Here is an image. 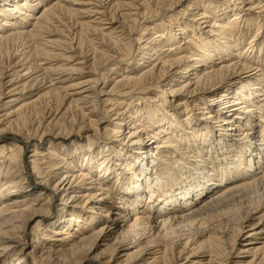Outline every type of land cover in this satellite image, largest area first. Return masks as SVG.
<instances>
[{"label":"bare ground","instance_id":"1","mask_svg":"<svg viewBox=\"0 0 264 264\" xmlns=\"http://www.w3.org/2000/svg\"><path fill=\"white\" fill-rule=\"evenodd\" d=\"M4 138L0 264H264V0H0Z\"/></svg>","mask_w":264,"mask_h":264},{"label":"rangeland","instance_id":"2","mask_svg":"<svg viewBox=\"0 0 264 264\" xmlns=\"http://www.w3.org/2000/svg\"><path fill=\"white\" fill-rule=\"evenodd\" d=\"M72 64H73V63H72ZM111 67H112V66H111ZM2 98H4V97H2ZM5 99H6V98H5ZM5 99H3V100H5ZM72 138L75 139V138H77V137H72ZM6 140H7V139H5V138H4V139H0V141H2V142H4V141L6 142ZM8 141L11 143V142H13V141H15V140H9V139H8ZM69 141H70V140H66V142H69ZM46 142H47V141L42 142L41 145H37V146H43V145L46 146V144H47ZM29 150H30V148H29ZM29 150H28L27 147H25V149H24V153H23V157H27V156L30 154ZM26 160H27V158H26ZM59 202H60L59 200L56 201V204L59 203ZM52 216H53V215H52ZM30 227H32V222H31V221H29V222L27 223V229H28V230H29Z\"/></svg>","mask_w":264,"mask_h":264}]
</instances>
